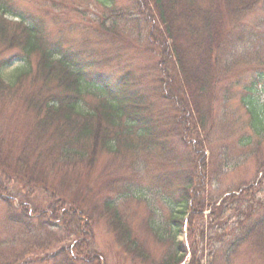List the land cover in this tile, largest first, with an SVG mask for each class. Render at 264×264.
Listing matches in <instances>:
<instances>
[{"label": "rangeland", "instance_id": "obj_1", "mask_svg": "<svg viewBox=\"0 0 264 264\" xmlns=\"http://www.w3.org/2000/svg\"><path fill=\"white\" fill-rule=\"evenodd\" d=\"M4 1L14 15H7L5 19L0 16V22L9 27L7 35L17 33L21 27V17L39 20L43 22L50 40L60 42L71 51H83V54L92 52L99 65L110 62L109 66L115 69L112 72L115 77L118 73L124 76L129 72L137 76L140 80L138 88L151 91L146 93L144 106L151 114L156 112L155 117L177 115L178 108H170L178 102L179 106L187 109L186 122L190 118L196 120L194 123H186L187 129L179 133V136L172 137L173 134L168 133L164 137V140L169 141V149H176L171 154L173 165L170 159L159 158V155L148 151L142 155L136 149L127 152L123 144L115 148L117 152L122 148L119 154L105 150L100 152L96 160H93L96 165L90 172L85 167H79L74 173L62 162L57 163V168L50 164L48 167L47 161H44L46 177L41 172L31 177L36 185L47 188L48 193L40 197L39 205L44 213L43 229L53 228L55 238L53 234H44L43 246H47L33 249L29 255H25V262L28 263L32 258L29 264H53L43 259H50L62 248L76 251L75 248L79 247L77 253L82 254L87 250L89 256L84 259V264H163L169 258L168 253L171 255L172 247L176 248L170 246L174 241L182 245V253L187 256L181 264L191 260L193 248L201 255L203 264H264V247L257 246L254 231L257 219L264 214V133H257L252 126L251 113L243 101L246 96L255 98L259 111L264 115V0L250 2L248 9L239 15L241 17L237 21L229 15L226 0H199L200 6L214 2V5L219 4L221 7V13L227 11V17L221 22L230 32L229 39L213 56H208L206 45L196 50L193 47L195 43L193 46L188 44L186 37L182 36L177 45L166 49L174 55L177 69L182 68V73H172L167 78L159 72L164 57L156 31L152 29L153 33L139 24L129 31L123 21L121 27L127 31L124 40L115 41L107 37L108 33L104 31L112 26L116 16L111 8L102 7L97 0ZM116 9L118 12L131 10L133 13L130 0H118ZM149 9L154 12V5ZM127 16L137 17L136 12L132 17L129 14ZM149 18L154 24L155 14ZM13 43L16 44V39ZM171 43L168 42L169 45ZM1 44L0 41V81L7 90L0 94V144H4V150L11 157L9 161L13 162L24 149V138L34 134L32 131L37 123L34 121L35 113L28 111L30 107L27 100L36 95L33 92L42 86L41 79L37 78L40 57L31 56V76H24L28 66L18 58L17 55L21 53L15 47L4 48ZM174 49L180 56L179 60ZM199 56L208 65L209 62L211 64V70L208 68V78L212 72L209 78L211 84L207 83L205 90L201 89L199 83L195 87L194 82H197L194 76L187 72L194 85L188 89L185 69ZM168 62V70L172 72V62ZM110 71L104 69L103 72ZM181 78L188 91L182 96L176 94L166 100L160 92L165 93L166 88L172 89L180 84L183 86ZM251 83L255 85L252 92L246 88ZM154 89L159 92H153ZM51 92L53 90L43 89L37 98H43ZM184 98H187V104L181 103L180 100ZM87 101L84 107L91 109L96 100L89 96ZM150 113L145 112L144 116H150ZM94 120L98 122L99 119L95 117ZM199 143L203 149L201 169L204 173V178L200 179L197 176L195 178L196 172L191 169L195 159L193 148ZM184 171L193 174L194 186L190 192L193 203L184 217L185 226L175 240L169 235L167 221L172 212L181 210L176 205L183 192L178 189L181 184L177 181L174 185L161 187L162 194L155 195L152 191L153 188L155 192L157 190V176L175 175ZM36 177L41 181H34ZM129 180L140 184L143 188L141 192L145 194H134L128 198L124 191L120 193L123 182ZM12 181V184L3 185L4 181L0 180V194L5 185L10 190L17 187L21 178L15 177ZM148 187L153 188L149 191ZM164 194L172 200L161 197ZM64 197L66 206L43 202L46 199L54 204ZM105 198L110 202L115 201L127 215L133 236L146 248L145 257L131 256L120 247L112 232V217L104 206ZM170 202H173L172 205ZM70 208L78 211L62 219L48 218L51 210L63 209L65 213ZM81 208L84 213L92 215V219L82 211L79 212ZM14 210L17 211L15 205ZM9 212L7 202L0 197V239H9L17 234L22 236L23 229L8 223ZM40 221L31 220L36 230ZM154 222L156 229L163 235L162 239L150 230V224ZM259 232L264 236V232ZM244 238L245 243L242 241ZM25 239H17L18 251H24L30 243L24 242ZM54 239L58 244L46 252L45 249ZM33 242L36 244L35 240Z\"/></svg>", "mask_w": 264, "mask_h": 264}, {"label": "trees", "instance_id": "obj_2", "mask_svg": "<svg viewBox=\"0 0 264 264\" xmlns=\"http://www.w3.org/2000/svg\"><path fill=\"white\" fill-rule=\"evenodd\" d=\"M102 7L111 8L114 11V21L112 26L105 29L104 33H108L106 36L113 38V40H124L125 33L121 27V23H124V27L127 30H132L138 26L146 27L147 30L154 29L157 33L158 40L160 41V50L163 52L164 60L161 61L159 72L163 73V76L167 78L170 74H181L182 68L177 69V62L174 60V55L166 51L181 41V37H186L188 44H194V48L199 50L206 45L207 55L213 56L214 52L219 51L222 44H225L230 36V32L227 31V27L223 26L222 20L227 16V11L221 10V7L214 5V2L200 6L199 0H130L132 10L123 12L116 9V3L118 0H97ZM229 7V15L236 21L244 13L250 2L253 0H226ZM4 0H0V16L5 19L8 12L10 13L9 5L5 4ZM154 5V12L150 11L149 7ZM218 8L220 10H218ZM242 9V10H241ZM136 12L137 17H132V14ZM221 13V14H220ZM132 18H128V15ZM151 14H155V22L149 18ZM157 14V17H156ZM220 14V15H219ZM17 33L7 35L9 27L4 22H0V41L4 48L15 47L21 53L20 58L25 60L28 64L27 70H24V76H31L32 68L31 61L32 55L40 57V67L38 70L37 78L41 79L42 86L33 92L32 97L28 101L30 109L29 112L35 113L34 121L37 122L34 126V131L30 129L34 134L24 138V149L18 155L19 158L13 162L9 161L10 156L4 150V144H0V180L4 181V184H12V179L15 177L21 178V183L12 190L6 185L2 188L0 197L7 202L10 212L7 216L8 223L17 225L21 230V235H14L9 239H0V264H29L32 262V258L28 263L25 262V255H29L33 249L44 245V234L54 236L55 232L53 228L43 229L45 221L42 219L43 214L40 209V197L43 198L48 193L46 187H41L33 182L32 177L36 172H41L46 177L43 162L47 161L48 167L52 165L57 168V163L62 162L67 165V168L74 173L79 167H85L89 172L93 170L96 163L97 156L103 150L108 152H117L115 148L125 146L124 150L128 152L129 149L138 150L141 155L144 151L155 153L159 155V158L170 159L171 165H173V159L171 154H174L175 150H170V144L168 140H164L169 134L179 136V133L187 129L185 124L192 121H196L193 118H185L186 108L179 106L178 102L174 103L170 109H176L179 113L170 117H155L156 112L146 111L144 106L147 99L146 93H151L148 89H140L139 79L131 72L122 76L118 73L117 76L112 75L115 69H112L109 65L110 62H105L102 65L95 62V57L90 53H81L83 51L74 50L65 47L60 42H55L49 39L46 34L43 22L39 20H33L31 18H22L19 22ZM154 33V32H153ZM8 39V40H7ZM16 39V44L13 43ZM172 41L171 45L168 42ZM106 43L109 44L106 40ZM177 52L175 49L173 50ZM175 56L180 59L178 53ZM172 62L173 70H168L169 62ZM211 64L206 62L199 56V59L194 61L192 65L187 66L185 69L186 80L188 89L198 83L202 90H205L207 83L210 82L212 72ZM104 69L111 70L110 72H103ZM194 76L197 84L193 85L190 76ZM37 73V72H36ZM179 74V75H180ZM36 75V74H35ZM181 77V76H180ZM1 80V78H0ZM165 82V81H162ZM181 84L178 87L173 86L172 89L166 88L165 93L160 94L164 96L166 100L173 98L176 94L184 95L187 87L185 81L181 78ZM211 84V82L209 83ZM15 85V83H14ZM195 87L192 92H195ZM247 91L252 92L255 85L251 83L247 87ZM43 89H50L53 92L44 95L43 98H37L43 92ZM6 88L2 87L0 81V94L6 92ZM153 92H159L154 89ZM43 96V95H42ZM93 97L96 101L92 105V108L85 109L87 104V97ZM189 99V98H188ZM181 103L187 104V98L180 100ZM247 103L249 112L251 113L252 126L257 133H264V115L259 111L258 102L255 98L246 96L243 99ZM190 102V99H189ZM145 112L150 113V116H144ZM173 112V111H172ZM171 112V113H172ZM170 114V113H169ZM97 117L98 122L94 120ZM167 129H165V127ZM30 131V132H31ZM169 133V134H168ZM2 146V147H1ZM201 143L194 146V160L193 172H196L198 179L204 178V173L201 169V154L203 149ZM119 150L116 154L121 153ZM132 151V150H131ZM205 152V151H204ZM50 164V165H49ZM23 171V172H22ZM177 175V176H176ZM193 174L186 173L185 171L180 174H162L155 179L159 182L157 190L153 187L154 194H162L160 192L161 187L166 185H174L175 182H179L181 186L178 188L182 192L180 200L176 201L177 207H181L177 213L172 212L170 219H168L169 235L173 239L177 240L179 233L184 228V217L189 213L192 206V197L190 195L191 189L194 186L192 180ZM34 181H41L40 178H35ZM43 181V180H42ZM124 185L120 189V193L123 191L126 197L133 196L134 194H145L141 192L142 186L138 183H133L132 180L123 182ZM183 185V186H182ZM1 189V190H2ZM146 190V189H145ZM16 194V195H15ZM17 198L15 200L14 198ZM161 197H166L165 194ZM16 201L17 204L14 202ZM50 205H56L61 203L63 206L67 205L65 197L59 199L53 204V201L44 200ZM173 202H170L172 205ZM14 205L17 206V211L14 210ZM47 205V204H46ZM104 206L107 208L108 215L112 217L111 227L115 238L124 252L131 256L143 257L147 253L146 248L139 242L137 238L133 236V232L128 221L127 215L123 213L119 205L115 201L110 202L105 198ZM264 208V207H263ZM73 211L70 208L69 212L63 213V209L51 210L48 218L55 219L63 216L71 215ZM87 217L92 219V215L84 213ZM60 213H63L59 216ZM35 215V218L33 216ZM94 214V212H93ZM77 215H80L78 213ZM260 217V216H259ZM41 220L40 226L36 230L31 223V220ZM255 223L254 231L257 246L264 247V236L259 231L264 232V214L261 218L257 219ZM156 223L150 224V230L156 237L162 239L163 235L156 229ZM176 230V231H174ZM47 232V233H46ZM26 237L24 242L28 243L24 251H18L17 239ZM82 237H84V231H82ZM31 239V240H30ZM36 241V244L33 241ZM245 243V238L242 239ZM58 244L54 239L51 244L45 249L46 252L50 247ZM170 246H175L173 251L169 255L168 259L163 264H181L186 259V254L182 253V245L170 243ZM262 244V246H261ZM39 245V246H38ZM76 251L69 248H62L57 253L51 256L49 260L53 264H84V259L89 258L87 256V250L82 254L79 252V247L75 248ZM77 253V254H76ZM48 254V253H47ZM145 257V256H144ZM144 259V258H143ZM188 264H203V259L198 251L192 249V258Z\"/></svg>", "mask_w": 264, "mask_h": 264}]
</instances>
